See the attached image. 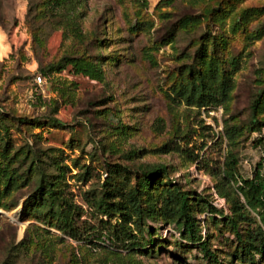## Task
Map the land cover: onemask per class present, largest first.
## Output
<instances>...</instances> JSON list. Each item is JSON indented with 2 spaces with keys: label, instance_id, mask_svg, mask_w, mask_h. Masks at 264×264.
Returning a JSON list of instances; mask_svg holds the SVG:
<instances>
[{
  "label": "rangeland",
  "instance_id": "1",
  "mask_svg": "<svg viewBox=\"0 0 264 264\" xmlns=\"http://www.w3.org/2000/svg\"><path fill=\"white\" fill-rule=\"evenodd\" d=\"M63 56L98 77L55 69ZM197 71L228 79L220 103H187ZM262 124L264 0H0V264H264L247 247L256 217L231 208ZM114 164L126 179L107 177ZM153 166L166 173L140 186ZM44 180L56 200L24 210ZM164 182L188 197L203 245L160 215ZM114 184L119 210L104 213Z\"/></svg>",
  "mask_w": 264,
  "mask_h": 264
},
{
  "label": "trees",
  "instance_id": "2",
  "mask_svg": "<svg viewBox=\"0 0 264 264\" xmlns=\"http://www.w3.org/2000/svg\"><path fill=\"white\" fill-rule=\"evenodd\" d=\"M66 65H70L75 72L81 73L83 75L89 76L90 78L98 77V68L90 63L83 62L81 58H73L63 56L55 65V69L59 70ZM198 76L191 80L189 93L192 99L188 98L187 103H193V97L198 96L195 103L197 106H203L205 104L216 105L223 100L227 92L230 89L228 79L222 78L220 81L215 80V76L212 73H200L197 71ZM264 125V124H262ZM258 146L261 149V154L256 161L250 178H241L239 184L235 188V192L241 197L242 201H237L236 199L232 201V212H238L242 214L241 209L245 211L252 212L257 220L256 233L253 236L248 235L246 237L247 247L256 253H264V136L256 139ZM232 165H234L233 160L225 163V174L227 177L235 182L233 172L231 171ZM107 177L109 178L111 174L118 175L121 174L123 179H126V169L117 165H112L106 170ZM166 173V170L162 166H153L143 171L142 177L139 181V185L148 187L153 182L157 181L156 177L159 174ZM52 182H47V180L40 183L35 196L31 199H26L23 202V208L27 206L36 205H47L51 207L56 200L55 190L51 188ZM160 204L159 212L160 215L164 217L174 218L175 223L180 226L182 235H185L192 242H196L203 245V240L199 234V228L197 227L196 220L190 213L189 199L186 194L172 184V182L165 183ZM117 186L108 189L104 196L100 199L99 207L103 208L104 213H110L112 211H118L120 201L116 200L114 202H109L108 198L112 191L116 189ZM137 188H130L128 190L129 198L132 199L136 206L131 211L132 215L136 218H140L142 213H144L143 208L138 205L137 201ZM216 192L222 194L220 188L216 186ZM29 203V204H28ZM34 204V205H33ZM151 208V207H150ZM69 211V210H68ZM64 209H57L54 213L60 221H65L67 218V213ZM234 233L238 235L236 230L235 221L230 218L228 220ZM104 228H102L103 230ZM101 232V231H100ZM121 233V230H120Z\"/></svg>",
  "mask_w": 264,
  "mask_h": 264
},
{
  "label": "built area",
  "instance_id": "3",
  "mask_svg": "<svg viewBox=\"0 0 264 264\" xmlns=\"http://www.w3.org/2000/svg\"><path fill=\"white\" fill-rule=\"evenodd\" d=\"M35 80H36L37 82H40V81H41V79H40L39 76H36Z\"/></svg>",
  "mask_w": 264,
  "mask_h": 264
}]
</instances>
